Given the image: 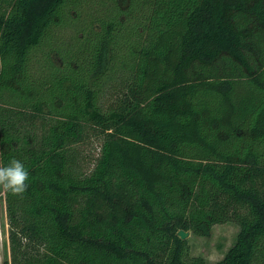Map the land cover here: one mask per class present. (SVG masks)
<instances>
[{
    "label": "trees",
    "instance_id": "obj_1",
    "mask_svg": "<svg viewBox=\"0 0 264 264\" xmlns=\"http://www.w3.org/2000/svg\"><path fill=\"white\" fill-rule=\"evenodd\" d=\"M12 158L9 264H206L176 233L223 222L264 264V0H0Z\"/></svg>",
    "mask_w": 264,
    "mask_h": 264
},
{
    "label": "rangeland",
    "instance_id": "obj_2",
    "mask_svg": "<svg viewBox=\"0 0 264 264\" xmlns=\"http://www.w3.org/2000/svg\"><path fill=\"white\" fill-rule=\"evenodd\" d=\"M125 3L126 0H120ZM84 154L89 159L95 157L98 143L94 137H89L83 143ZM238 227L232 222L217 223L210 226L206 234L197 235L187 230V236L182 239L187 245L188 257H200L206 264L219 261L235 242ZM9 264V250L7 239V222L3 189L0 188V264Z\"/></svg>",
    "mask_w": 264,
    "mask_h": 264
},
{
    "label": "clouds",
    "instance_id": "obj_3",
    "mask_svg": "<svg viewBox=\"0 0 264 264\" xmlns=\"http://www.w3.org/2000/svg\"><path fill=\"white\" fill-rule=\"evenodd\" d=\"M29 172L23 162L12 158L5 166L0 164V188L13 195H22L28 187Z\"/></svg>",
    "mask_w": 264,
    "mask_h": 264
},
{
    "label": "water",
    "instance_id": "obj_4",
    "mask_svg": "<svg viewBox=\"0 0 264 264\" xmlns=\"http://www.w3.org/2000/svg\"><path fill=\"white\" fill-rule=\"evenodd\" d=\"M176 234H177L178 238L181 239V240L184 239L187 236V232L186 231H182V230H178Z\"/></svg>",
    "mask_w": 264,
    "mask_h": 264
}]
</instances>
